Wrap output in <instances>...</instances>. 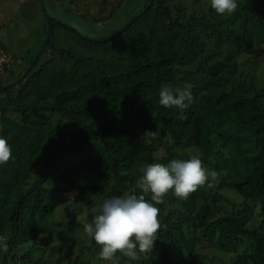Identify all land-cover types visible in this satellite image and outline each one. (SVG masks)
Segmentation results:
<instances>
[{"label":"trees","instance_id":"obj_1","mask_svg":"<svg viewBox=\"0 0 264 264\" xmlns=\"http://www.w3.org/2000/svg\"><path fill=\"white\" fill-rule=\"evenodd\" d=\"M237 4L233 14L211 7L182 19V6L146 0L106 40L74 28L96 46L89 53L54 43L65 24L50 20L47 47L57 56L41 55L23 89L0 90V136L14 156L0 166V236L8 246L0 247V264H26L36 251L39 264H111L83 231L90 209L141 194L144 165L192 155L217 172L214 187L187 200L170 191L156 205L162 227L152 253L136 260L117 253L116 264H264V221L255 218L259 202L264 217V69L247 64L264 55L240 61L264 46V0ZM185 83L193 86L189 107L159 104L162 85ZM148 130L155 139H141ZM70 152L85 156L60 171Z\"/></svg>","mask_w":264,"mask_h":264},{"label":"clouds","instance_id":"obj_2","mask_svg":"<svg viewBox=\"0 0 264 264\" xmlns=\"http://www.w3.org/2000/svg\"><path fill=\"white\" fill-rule=\"evenodd\" d=\"M217 14H233L238 8L237 0H210ZM192 84L173 90L162 85L159 104L183 111L193 103ZM156 131H146L141 139H155ZM14 160L13 149L7 138L0 136V166ZM137 180L141 194L113 196L90 209L91 221L83 224L84 233L100 246L99 258L116 264L117 253L136 260L141 254H151L158 232L161 230L160 209L164 197L171 191L181 200H187L199 188L214 187L218 180L215 171H209L199 156L173 159L167 164L151 163L140 169ZM145 194H150V200ZM7 237L0 236V247L6 252Z\"/></svg>","mask_w":264,"mask_h":264},{"label":"rangeland","instance_id":"obj_3","mask_svg":"<svg viewBox=\"0 0 264 264\" xmlns=\"http://www.w3.org/2000/svg\"><path fill=\"white\" fill-rule=\"evenodd\" d=\"M44 2L52 16L60 23L65 24V27L61 25L57 27L53 38L54 43L67 45L74 53L79 50V52L89 53L95 50L96 46L80 40L74 32L75 29L90 40H106L108 36L116 33L135 14L140 12L144 8L146 0H44ZM169 3L172 6L180 5L185 8V13L181 15L182 19L193 14H210L211 11L210 0H169ZM45 27L44 12L36 0H0V45L11 52L15 58L14 67L3 78L6 79L4 85L20 79L32 64L29 61L33 57L34 61L46 39ZM261 53L264 55V46L260 45L242 56L240 61L245 62ZM41 55L48 60L57 56L48 47L43 50ZM247 64L257 72H262L264 69V56L258 61L254 60ZM27 76L17 84L18 90L24 88ZM161 153H164V151ZM84 156L85 152L65 154L64 159L61 160L60 165L62 166L59 170L62 171L65 166L70 164H78ZM228 194L237 203H244V199L235 192H228ZM255 210L257 212L255 218L261 224L264 221V217L261 215L263 204L261 202L257 203ZM61 214L58 213L56 218L62 217ZM47 234L45 233L44 236ZM87 239L88 237L85 238L86 241ZM55 241L53 244H55ZM79 245H82V241ZM25 247L27 252L31 250V245L26 244ZM48 248L50 249V247ZM35 249L37 250L38 247ZM48 251L44 254L48 255ZM42 254L36 251L35 256H30L32 261L26 264H39V258ZM18 255L21 257L23 252ZM46 255L43 256V260L47 258ZM89 257L90 255L87 256V258ZM20 263L24 264L23 262Z\"/></svg>","mask_w":264,"mask_h":264},{"label":"water","instance_id":"obj_4","mask_svg":"<svg viewBox=\"0 0 264 264\" xmlns=\"http://www.w3.org/2000/svg\"><path fill=\"white\" fill-rule=\"evenodd\" d=\"M36 1L41 6V8H42V10L44 12V15H45L46 27H47L46 39H45L43 45L41 46V48H40L37 56L34 59V61L32 62V64H30V66L28 67V69L26 70V72L24 73V75L20 79H17L15 82H13L11 84L0 86V90H4V89H7V88H10V87L15 86V85L19 84L20 82H22L25 79V77L31 72V70L34 67L35 63L37 62L38 58L41 56L43 50L48 46V43H49V41L51 39V25H50V20L51 19H55V17L52 16V14L49 12V10H48V8H47V6H46V4H45V2L43 0H36ZM81 35L83 37H85L83 34H81ZM85 38L89 39L88 37H85ZM50 107H53V106H50ZM42 108H46V107H42Z\"/></svg>","mask_w":264,"mask_h":264},{"label":"built area","instance_id":"obj_5","mask_svg":"<svg viewBox=\"0 0 264 264\" xmlns=\"http://www.w3.org/2000/svg\"><path fill=\"white\" fill-rule=\"evenodd\" d=\"M15 58L4 46L0 45V80L14 67Z\"/></svg>","mask_w":264,"mask_h":264}]
</instances>
